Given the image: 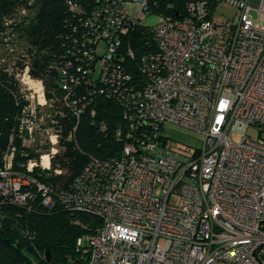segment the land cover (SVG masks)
Returning a JSON list of instances; mask_svg holds the SVG:
<instances>
[{
  "label": "built area",
  "instance_id": "2783aa9c",
  "mask_svg": "<svg viewBox=\"0 0 264 264\" xmlns=\"http://www.w3.org/2000/svg\"><path fill=\"white\" fill-rule=\"evenodd\" d=\"M98 1L80 15V5L67 0L77 22L57 64L67 92L61 108L28 67L21 79L39 84V92L22 110L19 133L26 146L37 137L49 145L45 153L35 149L40 156L27 162L28 172L52 169L65 109L79 119L96 97L124 108L129 129L116 131L123 140L119 155L89 159L59 193L69 210L101 220L94 234L77 242L85 259L80 264H264V0H189L183 17L160 16L150 28L152 51L138 58L125 46L132 70L122 66L119 49L151 13L147 0L136 18L124 0ZM220 3L237 8L223 25L214 19ZM99 43L105 44L102 55ZM28 88L34 99L36 89ZM76 88L82 97H73ZM167 124L199 135L200 147L165 136ZM250 127L257 138L247 134ZM15 153L11 141L0 155V197L29 210L38 196L53 206L49 186L15 174ZM172 195L180 197L178 204L170 203Z\"/></svg>",
  "mask_w": 264,
  "mask_h": 264
},
{
  "label": "trees",
  "instance_id": "16d2710c",
  "mask_svg": "<svg viewBox=\"0 0 264 264\" xmlns=\"http://www.w3.org/2000/svg\"><path fill=\"white\" fill-rule=\"evenodd\" d=\"M72 1L82 8L80 15L89 14L100 4L98 0ZM188 1L147 0V3L151 13L180 18L186 14ZM27 3L28 0H0V35L5 36L8 29L12 30L11 34L18 33L17 39L24 44L20 55L27 60L19 57L14 67H28L32 77L42 81L46 98L55 100L61 108V100L67 92L62 90L63 75L57 64L70 46L77 19L69 11L67 0H35L31 6ZM21 5L28 10L35 8L29 20H25L28 16L20 22L4 20L15 17ZM150 28L138 24L122 40L119 54L122 66L128 70L133 68H130L131 58L126 56L125 46L129 44L138 58L152 51L155 42ZM10 69L8 61L0 56V155L12 141L16 146L13 161L15 174L45 183L51 189L55 204L48 207L38 196L29 210L0 197V264H80L85 259L80 257L77 242L94 234L101 220L89 213L69 210L60 202L59 193L70 188L89 159L107 160L119 155L123 140L116 137V131L129 129L123 116L124 108L114 100L96 97L86 106L79 119L65 109L67 116L60 120L61 142L65 148L62 147L54 156L51 170L35 168L33 172H28L27 162L39 158L40 153L35 151V147L26 146L19 133L22 110L28 101L16 79L14 68ZM82 95L83 91L79 88L73 91V97ZM101 122L107 126L104 132L99 129ZM76 123L74 138L67 139L68 132ZM43 148L47 149V146ZM55 168L61 172L55 173Z\"/></svg>",
  "mask_w": 264,
  "mask_h": 264
},
{
  "label": "rangeland",
  "instance_id": "374dc122",
  "mask_svg": "<svg viewBox=\"0 0 264 264\" xmlns=\"http://www.w3.org/2000/svg\"><path fill=\"white\" fill-rule=\"evenodd\" d=\"M35 0H28V5L31 6L32 4H34ZM144 3V0H124L123 1V6L125 8V10L127 11L129 17L131 18H136L139 16V14L141 13L142 10V5ZM17 10H19L18 12H15V17H12L10 20L9 19H4L7 22H20L21 20H24V17L28 16L27 19L25 20H29L32 16V14L35 12V8L32 7L31 10H28L25 5H21V7L19 6L17 8ZM237 12V8L227 4V3H220L218 4V7L215 11V16L214 19L216 20V23L218 25H223L226 21H228L229 19H232L235 14ZM250 14L255 18L258 19L259 14L256 10H251ZM160 16L156 13H150L149 15H147L145 18L141 19L139 21V24L143 27H153L155 25H157L160 21ZM9 20V21H8ZM11 29H8L7 34L4 35H0V56H2V58H4L5 61H8L9 64V68H11L10 70H12V68H14V73L16 76V79L19 82V85L22 88V92L26 98V100L28 101L27 104L31 102L35 103L37 100V93L39 91L38 86L39 84H37L34 81H30L28 84H25L21 79L23 77V72L26 70V68H20L18 66L14 67V63L16 60H18V58L23 57L22 55H20L21 48L24 47L23 43H20L17 39L18 33L14 32L12 33ZM5 33V32H4ZM12 40L14 41V44H12ZM105 51V44L104 43H99L98 45V53L99 55H102ZM24 58V57H23ZM24 60H27V58H24ZM4 62V61H3ZM2 62V63H3ZM100 67H101V61H98L97 67H96V74H95V78H97L99 71H100ZM27 82V81H25ZM29 87L36 89V92H34L35 98L32 99L31 98V91H29ZM37 88H35V87ZM28 88V89H27ZM46 96V94H45ZM26 104V105H27ZM164 135L175 140L179 145H181L182 147H186L189 146L192 150L199 148L201 145V138L199 135H197L196 133L181 129L178 126L172 125V124H167L165 129H164ZM247 134L250 135L252 138H257L258 135V131L255 128L250 127L247 130ZM232 139L234 141H236L238 139V137L236 135H232ZM45 140L41 137H37L36 138V142L32 144L33 147L35 148H39L42 147V144L44 143ZM26 144V143H24ZM47 146V149L43 148V153L47 152L49 150V145H45ZM61 147H63V149L65 148L63 143L61 144ZM180 200V197L177 195H172L170 198V203L172 204H178Z\"/></svg>",
  "mask_w": 264,
  "mask_h": 264
},
{
  "label": "bare ground",
  "instance_id": "6f19581e",
  "mask_svg": "<svg viewBox=\"0 0 264 264\" xmlns=\"http://www.w3.org/2000/svg\"><path fill=\"white\" fill-rule=\"evenodd\" d=\"M28 73L30 74V72H29V70H28ZM37 79V78H36ZM25 81H27V83H29L30 82V80L28 79V77H25V79H24ZM39 80V79H38ZM43 84V83H42ZM45 91V90H44ZM44 159H47V157H45Z\"/></svg>",
  "mask_w": 264,
  "mask_h": 264
},
{
  "label": "water",
  "instance_id": "95a60500",
  "mask_svg": "<svg viewBox=\"0 0 264 264\" xmlns=\"http://www.w3.org/2000/svg\"><path fill=\"white\" fill-rule=\"evenodd\" d=\"M47 259L49 260V253H48V251H47Z\"/></svg>",
  "mask_w": 264,
  "mask_h": 264
}]
</instances>
